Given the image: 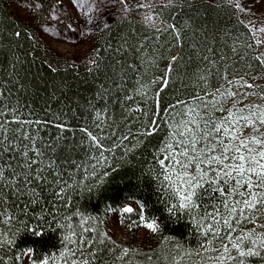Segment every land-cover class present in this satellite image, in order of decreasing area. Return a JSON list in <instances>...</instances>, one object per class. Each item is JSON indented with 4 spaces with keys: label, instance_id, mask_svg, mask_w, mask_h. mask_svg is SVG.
<instances>
[{
    "label": "snow or ice",
    "instance_id": "6c2138e0",
    "mask_svg": "<svg viewBox=\"0 0 264 264\" xmlns=\"http://www.w3.org/2000/svg\"><path fill=\"white\" fill-rule=\"evenodd\" d=\"M140 157L194 247L141 252L81 211ZM134 204L119 223L159 235ZM161 259L264 264V0H0V264Z\"/></svg>",
    "mask_w": 264,
    "mask_h": 264
},
{
    "label": "trees",
    "instance_id": "16d2710c",
    "mask_svg": "<svg viewBox=\"0 0 264 264\" xmlns=\"http://www.w3.org/2000/svg\"><path fill=\"white\" fill-rule=\"evenodd\" d=\"M179 19L180 18L177 17V20ZM169 22H171V20ZM169 39L170 37L163 35L161 43L167 47L165 42ZM186 39H188V36H186ZM163 66L164 63H161V67ZM150 78L149 76V79ZM175 89H180L179 79L175 81V88L171 85L169 86L168 91L164 93L165 97L171 99L173 96L181 95V92ZM181 98H183L182 95ZM53 107L55 108L56 105H53ZM54 131L55 130H53V132ZM144 160L145 157H140L139 161L134 160L130 165H123L122 168L117 170L115 177L101 187L99 193H94L90 197L85 196L83 200H79L78 198L77 202L81 211H84L85 214L88 215L102 217L105 221V230L109 232L113 214H119L120 218L124 219L125 224L132 220H137L138 222V217L135 212L132 214H122L119 212V208L122 207L124 203L134 204L135 200H140L145 205V216L147 219L151 220L155 218L161 225L160 234L153 235L150 232V238L146 242H137L134 236H132L130 241L126 243L117 241L118 243L136 248L141 252H147L156 248L159 241L163 240L164 236H169L172 237V240L168 241L169 246L175 241H180L186 246L190 244L194 247L195 239L189 235L190 226L187 223V217L185 216L178 219L169 216L156 191L155 183L151 180L150 176L145 174V169L148 165L143 163ZM134 206L136 207L135 204ZM109 207L116 211L107 212L106 209ZM32 239L33 238L29 234L25 233L19 238L18 243L23 247L25 243H30ZM48 239V247L56 245L54 234L49 233ZM161 251H163V249H161ZM140 259H142V257H137V260ZM159 264H164V261L161 259Z\"/></svg>",
    "mask_w": 264,
    "mask_h": 264
},
{
    "label": "rangeland",
    "instance_id": "374dc122",
    "mask_svg": "<svg viewBox=\"0 0 264 264\" xmlns=\"http://www.w3.org/2000/svg\"><path fill=\"white\" fill-rule=\"evenodd\" d=\"M133 207H135L134 204ZM120 219L119 214H113L109 227L110 234H113V238L117 241L126 243L132 239V236H134V239L137 242H146L150 238V231L143 229L142 227L129 231L125 225L119 223Z\"/></svg>",
    "mask_w": 264,
    "mask_h": 264
}]
</instances>
